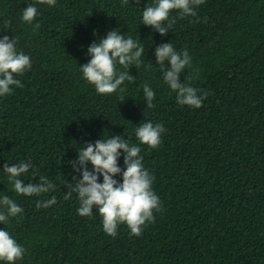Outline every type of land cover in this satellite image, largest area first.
Wrapping results in <instances>:
<instances>
[{"label":"trees","instance_id":"trees-1","mask_svg":"<svg viewBox=\"0 0 264 264\" xmlns=\"http://www.w3.org/2000/svg\"><path fill=\"white\" fill-rule=\"evenodd\" d=\"M154 3L0 0V37H13L31 59V68L15 75L23 86L0 96V199L7 195L23 209L0 222L25 249L15 264H264V0H204L195 16L182 19L172 10L176 23L165 36L142 23ZM30 4L38 12L26 23ZM111 30L144 46L143 63L129 66L134 81L99 94L80 66L91 59L89 46ZM168 42L191 57L179 80L208 93L200 108L179 104L164 81L155 48ZM117 71L127 69L117 64ZM145 84L155 93L153 107ZM147 121L165 129L156 148L135 135ZM115 135L141 148L161 201L140 236L120 224L112 237L95 206L80 216L78 194L65 199L81 178L70 163L81 147ZM28 161L20 179L39 183L43 176L54 190L15 192L4 165ZM114 179L122 182L121 175ZM53 196L54 205L36 207Z\"/></svg>","mask_w":264,"mask_h":264},{"label":"clouds","instance_id":"clouds-1","mask_svg":"<svg viewBox=\"0 0 264 264\" xmlns=\"http://www.w3.org/2000/svg\"><path fill=\"white\" fill-rule=\"evenodd\" d=\"M37 2L50 7L56 5V0ZM124 2L127 3L128 0ZM202 3L204 0H155L153 5L143 10L142 23L165 36L168 29L176 23L175 18L170 19L172 10H179L181 19L188 15L195 16V7ZM37 12L36 5H28L23 10L22 20L31 23ZM164 21H168L167 27L162 26ZM36 26L39 27V24ZM143 54L144 46L139 41L131 37L125 38L119 31L111 30L106 37L89 46L88 55L91 59L80 68L84 79L94 85L97 93L112 94L124 81H134L128 69L130 65L142 64ZM155 57L164 81L177 94V102L200 108L208 93L198 95V89L179 80L180 74L191 64L187 50L177 52L170 42L163 43L155 48ZM165 61L169 62L170 67H165ZM117 64L127 71L118 72ZM30 68V56L17 51L16 40L13 37L10 39L7 35L0 37V96L10 95L13 85L22 87L15 75L23 74ZM143 93L147 107H153L155 93L148 84L144 85ZM164 131L160 123L153 124L147 121L135 129V135L141 144L156 148L161 143V134ZM120 150H123L124 154V169L118 165ZM140 152L139 146L130 145L120 135H115L107 140L102 138L95 143H86L78 151V159L70 162L74 170L80 173L81 178L76 179L74 185H68L69 191L66 192L65 199H69L72 192L78 194L80 207L77 211L80 216H91L95 206L102 217L104 232L112 237L117 235L120 224H126L131 234L140 236L146 222H154V210H161V201L152 189L154 177L144 167ZM89 162L92 165L91 170L88 168ZM30 166V161L12 166L7 163L4 165V171L8 173L15 192L26 196H39L54 190V184L43 176L39 178V183L25 184L20 177L29 171ZM117 175L122 176V182L114 179ZM100 176L103 177L102 182H99ZM56 202L53 196L47 201H38L36 207L47 208ZM22 211L23 209L7 195L0 199V222H7L9 217H16ZM24 253L25 249L9 232L0 229V261L15 264L17 260L23 259Z\"/></svg>","mask_w":264,"mask_h":264}]
</instances>
